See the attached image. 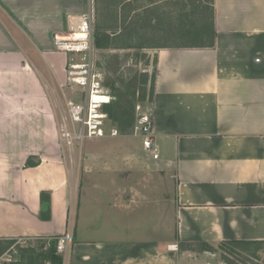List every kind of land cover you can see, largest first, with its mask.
Segmentation results:
<instances>
[{"label": "crops", "instance_id": "crops-1", "mask_svg": "<svg viewBox=\"0 0 264 264\" xmlns=\"http://www.w3.org/2000/svg\"><path fill=\"white\" fill-rule=\"evenodd\" d=\"M86 4L0 0V239L64 230L74 184L50 94L65 82L53 36ZM212 7L213 45L152 49L159 157L101 146L81 160L71 264H218L181 243L264 240V0Z\"/></svg>", "mask_w": 264, "mask_h": 264}, {"label": "built area", "instance_id": "built-area-1", "mask_svg": "<svg viewBox=\"0 0 264 264\" xmlns=\"http://www.w3.org/2000/svg\"><path fill=\"white\" fill-rule=\"evenodd\" d=\"M95 23L94 0H87V8L78 14H68L66 31L53 36V48L64 53L65 82L58 84L61 91L66 87L82 92V102L53 94L56 116L58 142L61 151V162L66 166L74 191L79 173L81 147L85 138L116 137L119 130L109 125L105 104L112 99L105 85L104 73L96 64V47L93 30ZM52 89H56L55 87ZM150 106L140 103L135 105V118L132 133L139 137L142 148L154 159L159 157L154 142ZM77 150V152H76ZM75 198L71 199L64 230L59 235L52 236H18L10 238L8 246L0 253V264H26L23 260L25 251L52 254L58 261L51 258L32 264H71L73 235L75 227Z\"/></svg>", "mask_w": 264, "mask_h": 264}, {"label": "rangeland", "instance_id": "rangeland-1", "mask_svg": "<svg viewBox=\"0 0 264 264\" xmlns=\"http://www.w3.org/2000/svg\"><path fill=\"white\" fill-rule=\"evenodd\" d=\"M94 0L95 7V27L99 25L102 29L101 31L113 33L111 40V46L105 49L96 48V64L99 67V70L104 73L105 82L115 81L116 85H120V82L117 79L124 80L127 83L134 76L146 75V99L137 100V103H140L142 106L149 107L150 100L148 99L150 88L153 81L154 67H155V56L152 51L154 47H143V48H134L126 47V45H133L137 43L136 39L146 41L147 45H168V46H178L186 42L184 33L186 30L195 27V25H200L202 20L207 19L209 13L207 10L201 8L196 9L194 6L189 5L182 7V5H164V1L156 6H153L150 10L147 8L138 9L137 14L130 12L126 21L121 23L123 16L129 11V5L125 0ZM130 1V6L141 7L148 5L151 1H161V0H128ZM195 1L198 4V0H184V2ZM87 2V0H86ZM120 2L122 4L118 5ZM183 2V1H181ZM118 3V4H117ZM87 6V4H86ZM87 8V7H86ZM114 9H117L119 13L118 17L122 18L121 21H116L114 17ZM186 14L195 22V24L187 25V28L182 27L180 31V17L179 15H184L183 18H186ZM141 18V19H140ZM120 20V19H119ZM188 20V19H187ZM150 21V24H149ZM188 23V22H187ZM129 26L128 29H125V26ZM184 29V30H183ZM187 35V34H186ZM143 36L144 39L138 38ZM140 78V77H139ZM141 87L139 85L138 91L136 92L135 97L139 98L141 95ZM108 90L109 87L107 86ZM110 91V90H109ZM57 93L59 96L65 95V97L72 99L76 103L82 102V92L79 89L72 90L68 87L64 91H61L60 86L57 85L56 89L50 88L51 100L53 102L54 108L56 107L54 103L53 94ZM56 110V109H55ZM135 118V110H134ZM119 122V121H118ZM134 122V119H133ZM109 125L117 126L116 122L109 121ZM133 125V123H132ZM101 146L115 147V146H130V147H139L141 146V141L139 137H135L132 133V126L128 129L126 133H119L116 137H104V138H85L82 142L81 147V160H84L88 150H99ZM77 152V150H76ZM75 198L76 214L79 211V206L81 202L79 188L77 186L75 193L71 199ZM143 232V231H142ZM161 231H158L156 234H160ZM82 235L86 238H91L92 240L97 239L96 234L89 230L82 229L81 233L77 230V237ZM142 234V233H140ZM81 236V238H82ZM8 245H6L7 247ZM5 247V248H6ZM4 248V249H5ZM0 251L2 253L4 251ZM25 257L23 261L27 264V255L28 251L24 252ZM216 259H211L212 262L218 264H228V260L239 259L238 254L232 255L228 249L225 248H216L215 251ZM240 262V261H239ZM242 263V262H241ZM258 261L252 260V264H256ZM243 264H249L243 263ZM251 264V263H250Z\"/></svg>", "mask_w": 264, "mask_h": 264}, {"label": "trees", "instance_id": "trees-1", "mask_svg": "<svg viewBox=\"0 0 264 264\" xmlns=\"http://www.w3.org/2000/svg\"><path fill=\"white\" fill-rule=\"evenodd\" d=\"M125 1V0H124ZM122 1V2H124ZM127 4L129 5V11L123 16L122 18H119V13L117 12V9H114V17L116 21H121V23L124 24L126 21L128 15L130 12L137 14L138 9L140 8H147L150 10L153 6H156L157 4H160L161 2H165L164 5H182V7H186L189 5L196 7V9L201 8L203 10H207L209 15L205 20H202L200 25H195L189 29L186 30L185 41L184 44L178 45V46H197L202 44H208L213 45L214 43V26H213V20H212V13H213V7L212 2L213 0H204V3H198L196 4L195 1L191 2H184V0H161V1H151L148 3V5L141 6V7H134L130 6V1L126 0ZM183 1V2H181ZM120 2L118 5L122 4ZM186 18H183L184 15L180 14V31H182V27L185 29L189 25L195 24V22L191 21V19L188 17V14H186ZM120 19V20H119ZM141 19V18H140ZM188 22V23H187ZM150 24V21H149ZM188 25V26H187ZM129 26H125V29H128ZM101 27L99 25H94L93 30V38H94V45L98 49H105L111 46V40L113 33H108L101 31ZM183 29V30H184ZM138 38L144 39L143 36H140ZM137 43L131 45H126V47H134V48H143V47H165L168 45H147L146 41H142L139 39H136ZM156 60H154L155 62ZM140 77V78H139ZM134 76L130 80L124 82V80L117 79L120 82V85H116L115 81L112 82H105V85L109 87L110 95L112 96V99L109 103L105 104V111L108 114V118L110 121L117 123V128L120 133H126L128 129L132 126L133 119H134V110L137 100H144L146 99V82H147V76L146 75H140V76ZM153 84V81H152ZM139 85H143L141 87V95L139 98H136V92L138 91ZM152 92H153V86L151 85L150 93L148 96V99L151 101L152 99ZM119 121V122H118ZM26 165L33 166L35 165V162L31 159H28L26 161ZM44 192L41 193V203L42 208L40 212V217L45 219L49 217V214H47L48 210V201L44 198ZM10 242L9 239H0V251H2L6 245H8ZM182 248H188V249H195V250H206L210 252H215L216 248H225L228 249V251L232 255L238 254L241 258L239 259H231L228 260V264H243L249 262V264H252V260L258 261L256 264H264V240H252V241H244V240H231V241H223L221 242L216 248L213 246L207 244V243H181L180 245ZM25 257V255H23ZM27 264L37 263L44 258H51L53 261H58V257L54 256L52 254V249H50L49 252H38L35 253L33 250H28L27 255ZM240 261V262H239ZM242 262V263H241Z\"/></svg>", "mask_w": 264, "mask_h": 264}]
</instances>
